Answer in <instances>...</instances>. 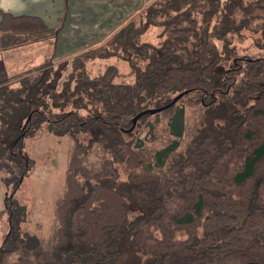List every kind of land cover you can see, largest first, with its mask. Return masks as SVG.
I'll use <instances>...</instances> for the list:
<instances>
[{
    "label": "trees",
    "instance_id": "trees-1",
    "mask_svg": "<svg viewBox=\"0 0 264 264\" xmlns=\"http://www.w3.org/2000/svg\"><path fill=\"white\" fill-rule=\"evenodd\" d=\"M116 24L66 60L60 90L54 49L14 77L0 69L11 190L0 264H115L123 239L141 264H264V0H151ZM58 36L39 15L0 9V51L57 49ZM189 100L217 115L193 126ZM45 132L72 145L51 230L37 237L21 226L19 190L34 166L25 144Z\"/></svg>",
    "mask_w": 264,
    "mask_h": 264
},
{
    "label": "rangeland",
    "instance_id": "rangeland-1",
    "mask_svg": "<svg viewBox=\"0 0 264 264\" xmlns=\"http://www.w3.org/2000/svg\"><path fill=\"white\" fill-rule=\"evenodd\" d=\"M150 1L141 0V2H137L139 3L137 6H144ZM126 4V2H119L118 5L115 4V8L119 9L118 12L126 13ZM74 6L77 8L70 10H73L75 14L70 11H61L57 6H53L51 9L52 15H60L62 12L67 17L63 21L62 27H60L61 32L56 39L57 49L53 48L52 44L36 42L24 47L0 51V69L10 67V75L14 77L24 69L41 64L46 54L54 49L53 57L49 60L48 67L50 69L53 68L60 77L58 86L60 90L64 81L69 79V74L72 71V61L68 62L66 60L73 56L72 53H78L81 50L77 47H82L85 50L92 47L93 44L97 45L106 40L104 38L99 42L97 36L103 35L96 33L101 27L96 25L98 17H94L96 14H104L105 8L101 9L102 11L95 10L102 6V4L79 2L75 3ZM11 9L17 14L28 13L40 15L50 26H55V20L52 19V21L49 17V5L43 1L25 0L20 8L18 7V3H14ZM136 13L133 12L130 16H134ZM107 15L112 17L116 13L114 10L109 9ZM110 20H113V18ZM110 20L108 21L109 23H111ZM104 29L108 33L111 28L108 24ZM157 31L158 29L156 28H150L145 38L157 42ZM100 33L105 34L103 29H101ZM249 43L252 42L248 38L242 45ZM255 51L257 50L253 48L252 52ZM110 61L115 62L116 60L113 58ZM116 63L120 67V71L128 72L125 64L120 62ZM129 78L131 79L132 76ZM192 102L189 100L188 115L190 116L191 122L194 123L193 126L198 125L199 119H203V121L212 120L217 115L216 113H210L204 115L205 117L202 116L203 110L200 108V105H191ZM25 145L29 156L34 160V166L32 172L23 179L19 190L21 200L23 203H26L25 221L21 226L23 229L25 228L26 232L32 235L37 237L46 236L50 232L53 224L55 198L61 192L64 185L67 154L68 149L72 145V141L68 136H58L45 132L39 137L34 136L28 138ZM2 178L3 176L0 174V245L9 232V216L6 211V201L11 196V190L5 186ZM119 249L120 253L115 264H141L139 255L128 240H121Z\"/></svg>",
    "mask_w": 264,
    "mask_h": 264
},
{
    "label": "crops",
    "instance_id": "crops-1",
    "mask_svg": "<svg viewBox=\"0 0 264 264\" xmlns=\"http://www.w3.org/2000/svg\"><path fill=\"white\" fill-rule=\"evenodd\" d=\"M33 1H36V2L37 1H43V2H45V3H47L49 5V8H50L49 17L51 18V20L52 19L55 20L54 21V25L55 26H52V27H58L59 35H60V32H61V28L60 27H62L63 21L66 20L67 17L62 12H61L60 15H56V16L52 15L51 9H52L53 6H55V7L57 6L58 8L61 9V11H64V12H69L70 11L71 13L75 14V12L73 10H70V9H76L77 8V7L74 6L75 3L91 2L92 4H97V3L102 4V6H100L99 8H97L95 10L100 11L101 9L105 8L104 14L103 15H101V14L94 15V17H98L96 25L101 27L99 29V31L96 32V33L99 34V35H103L104 36V37L103 36H97L98 39H99V42H101L102 39H104L105 36L107 35V31L104 28H106L108 26V24H109V27L111 28V25H115L116 23H119L120 21H122L125 18L129 17L133 12H137V10L142 6V5L137 6V4L139 5V3H137V2H141V0H33ZM23 2H25V0H0V9L12 11V9H11L12 4L14 5V3H18V7L20 8ZM119 2H126L127 3L126 4L127 5L126 13H124V12L122 13L121 11L118 12L119 9L115 8L116 7L115 4L118 5ZM109 9L110 10H114L116 15H114L112 17L110 15H107V11H109ZM112 18H113V20H110ZM109 20L111 21V23L108 22ZM116 25H118V24H116ZM101 29L104 30L105 34H101L100 33ZM93 46H95V44H93ZM77 48L81 49L80 51L84 50L82 47H80V48L77 47ZM72 54L74 55V54H76V52H74Z\"/></svg>",
    "mask_w": 264,
    "mask_h": 264
},
{
    "label": "water",
    "instance_id": "water-1",
    "mask_svg": "<svg viewBox=\"0 0 264 264\" xmlns=\"http://www.w3.org/2000/svg\"><path fill=\"white\" fill-rule=\"evenodd\" d=\"M187 93V91L185 92H182L180 94H178L177 96L174 97V99L169 102L168 104L166 105H163L161 107H156V108H149V109H145L141 112H139L134 118H133V125L131 127V130L135 127L137 121L139 120L140 117H142L143 115H146V114H154V113H157V112H161L163 110H166L168 108H170L172 105H174L181 97H183L185 94Z\"/></svg>",
    "mask_w": 264,
    "mask_h": 264
}]
</instances>
